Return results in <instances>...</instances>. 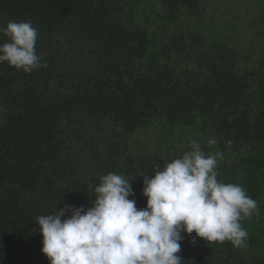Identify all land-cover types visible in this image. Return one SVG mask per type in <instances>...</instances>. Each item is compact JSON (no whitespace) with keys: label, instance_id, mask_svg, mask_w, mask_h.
Listing matches in <instances>:
<instances>
[{"label":"trees","instance_id":"1","mask_svg":"<svg viewBox=\"0 0 264 264\" xmlns=\"http://www.w3.org/2000/svg\"><path fill=\"white\" fill-rule=\"evenodd\" d=\"M27 20L47 67L0 63V264H49L36 217L87 210L110 172L145 208L193 139L258 213L246 246L182 233V264H264V0H0V27Z\"/></svg>","mask_w":264,"mask_h":264},{"label":"clouds","instance_id":"2","mask_svg":"<svg viewBox=\"0 0 264 264\" xmlns=\"http://www.w3.org/2000/svg\"><path fill=\"white\" fill-rule=\"evenodd\" d=\"M0 34L7 37L0 43V63L29 74L47 67L37 54L38 29L30 20L10 21ZM4 111L0 106V113ZM190 143V150L163 168L156 164L151 178L142 174L145 208L129 199L134 196L130 181L110 172L99 177L96 198L87 210L66 205L36 217L41 252L49 264H182V233L246 246L248 233L240 221L258 213V202L242 185L218 180L222 153L206 154L199 142ZM207 143L211 147L217 141ZM66 212L71 215L62 220Z\"/></svg>","mask_w":264,"mask_h":264}]
</instances>
